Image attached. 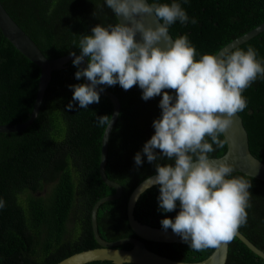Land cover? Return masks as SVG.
Segmentation results:
<instances>
[{
  "label": "trees",
  "instance_id": "obj_1",
  "mask_svg": "<svg viewBox=\"0 0 264 264\" xmlns=\"http://www.w3.org/2000/svg\"><path fill=\"white\" fill-rule=\"evenodd\" d=\"M149 4L179 3L189 22L169 26L173 41L187 36L196 49L198 61L204 54H217L233 40L264 23V0H147ZM1 6L49 60L75 52L80 54L81 35H91L97 24L115 26L118 21L106 6V0H0ZM196 23L192 24L191 20ZM254 48L264 66V32L237 49ZM73 62L55 71L44 94L35 121L24 131L0 134V264H57L67 257L98 248L93 237L90 213L100 199L113 195L99 176L100 147L105 127L97 117L111 116L112 105L100 96V102L81 109L72 101L69 85L83 83L75 79ZM39 68L23 57L0 33V126L28 121L36 98ZM120 102V113L109 138L105 174L120 185V199L101 205L97 212L100 237L106 242L136 238L127 216V202L134 189L156 175L153 164L143 157L142 166L134 161L144 144L155 134L153 121L161 117L162 96L144 101L138 86L125 91L118 84L105 87ZM170 94L174 95L173 92ZM242 95L247 108L238 113L248 134L251 155L264 164V78ZM73 104L69 111L67 105ZM224 140L222 135L219 137ZM211 143L210 138H206ZM210 158L226 153L213 145ZM159 154V150H157ZM161 165L174 164L166 158ZM243 176L252 183L247 224L239 229L251 244L264 253V182ZM159 186L145 191L138 199L133 215L151 228L163 229L165 218L175 220L180 211L159 209ZM171 230V229H168ZM147 250L183 263L205 260L214 249L191 250L189 244L142 241ZM130 250L131 245L120 247ZM89 264H111L92 262ZM225 264H264L237 238L228 243Z\"/></svg>",
  "mask_w": 264,
  "mask_h": 264
},
{
  "label": "clouds",
  "instance_id": "obj_2",
  "mask_svg": "<svg viewBox=\"0 0 264 264\" xmlns=\"http://www.w3.org/2000/svg\"><path fill=\"white\" fill-rule=\"evenodd\" d=\"M106 6L128 23L97 24L91 35H81L80 54L70 55L78 69L75 79L88 83L69 85L72 101L88 109L100 102L105 87L117 84L125 91L138 86L144 101L162 96L161 117L153 121L155 134L134 157L138 167L145 156L155 167L156 175L147 184L159 186L160 210L173 212L179 201L175 220L165 218L161 226L180 236L193 251L227 245L247 224L253 185L243 176L234 177L233 165L214 163L209 154L215 151L213 145L224 147L227 139L219 137L233 125V117L247 108L242 93L258 76L264 78L257 51L252 47L246 52L226 50L220 55L204 54L197 61L187 36L174 41L169 36V26L189 22L179 3L106 0ZM144 15H154L158 26L146 27L143 19H136ZM137 34L141 42L135 39ZM161 41L164 49L158 46ZM85 61L86 67L80 68ZM67 109L73 110V104ZM97 123L108 132L112 117H97ZM163 158L174 164L156 163ZM4 206L0 200V208Z\"/></svg>",
  "mask_w": 264,
  "mask_h": 264
},
{
  "label": "water",
  "instance_id": "obj_3",
  "mask_svg": "<svg viewBox=\"0 0 264 264\" xmlns=\"http://www.w3.org/2000/svg\"><path fill=\"white\" fill-rule=\"evenodd\" d=\"M115 17L118 23H128L123 19V17H117L116 15ZM136 19H143L146 27H152L153 29H155L158 26V22L154 15H144L143 17H136ZM262 32H264V23L253 29L252 31L246 33L245 35L233 40L225 47H223L216 55H220L226 50L232 51L237 47L247 43L249 40ZM0 33L2 34L4 39H6L15 48L16 51H18L28 61L36 65L40 70L36 98L32 113L28 121L14 126H0V134L18 133L27 129L37 118L44 99L45 91L51 80L52 73L55 71L63 70L65 65L69 62H73L75 57L68 55L53 60L47 59L41 53L35 43L12 20V18L7 14L1 4ZM169 36L171 37L170 34ZM135 39L137 40V42H141L139 34H137ZM158 46L162 49L166 47L163 41H161ZM84 67H86V61L85 63L80 65V68ZM82 81L83 83H88V81L84 78H82ZM100 96L108 98L112 105V113L110 116L112 117V124L108 132L106 131V128L104 129L102 135L100 147L99 176L101 181L107 187L113 189L115 193L113 195L100 199L94 204L91 209V229L98 248L73 254L57 264H89L92 262H110L111 264H225L228 255V244L214 249L208 258L196 263H183L173 261L168 258L159 256L146 249L142 241L166 244L184 243L181 237L174 234L172 230L165 231L164 229L151 228L147 225L139 223L135 219L133 212L138 199L145 191L154 187L147 184L148 179L144 180L134 189L127 202V221L131 231L136 236V238H125L117 240L115 242H106L100 237L97 227V212L99 207L105 203L116 201L122 196V188L120 187V185L110 181L105 174L109 138L120 113L121 106L118 98L107 90L101 92ZM233 119V125L224 134H222L223 139H227L225 143L226 153L220 158L210 159H212V162L214 163L224 162L233 165L235 169L233 174L239 173L246 177L264 182V164L254 158L250 153L248 134L243 125V121L239 114H236ZM235 238L243 243L248 248V250H250L257 257L264 261V253L257 249L253 244H251L241 233L238 232ZM125 245H131L132 248L130 250L120 248Z\"/></svg>",
  "mask_w": 264,
  "mask_h": 264
}]
</instances>
